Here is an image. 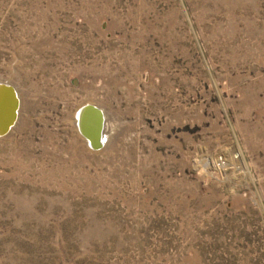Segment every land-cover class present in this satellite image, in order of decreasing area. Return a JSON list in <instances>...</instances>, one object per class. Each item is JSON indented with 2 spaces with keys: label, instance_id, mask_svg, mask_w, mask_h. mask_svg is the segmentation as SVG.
<instances>
[{
  "label": "rangeland",
  "instance_id": "1",
  "mask_svg": "<svg viewBox=\"0 0 264 264\" xmlns=\"http://www.w3.org/2000/svg\"><path fill=\"white\" fill-rule=\"evenodd\" d=\"M0 82V264H264V0H0Z\"/></svg>",
  "mask_w": 264,
  "mask_h": 264
},
{
  "label": "water",
  "instance_id": "2",
  "mask_svg": "<svg viewBox=\"0 0 264 264\" xmlns=\"http://www.w3.org/2000/svg\"><path fill=\"white\" fill-rule=\"evenodd\" d=\"M19 98L15 88L9 83L0 82V136L6 134L9 128L13 125L17 117ZM95 111H100L96 106H92ZM89 108L80 109L78 113V127L83 123V117L86 110ZM83 112V113H81ZM101 114L100 128L101 132L103 126V114ZM83 115V117H82ZM81 131V130H80ZM100 136V135H99Z\"/></svg>",
  "mask_w": 264,
  "mask_h": 264
},
{
  "label": "bare ground",
  "instance_id": "3",
  "mask_svg": "<svg viewBox=\"0 0 264 264\" xmlns=\"http://www.w3.org/2000/svg\"><path fill=\"white\" fill-rule=\"evenodd\" d=\"M17 92V91H16ZM17 96L19 98V94L17 93ZM20 101L18 104V110H17V117L13 125L9 128L8 132L12 129V127L17 123L18 120V115H19V108H20ZM92 106H85L84 109L89 108L86 110L84 113L83 117V123H81L79 130H81L82 135L86 138L87 143L92 147V148H99L102 145V139H103V126L101 132L99 131L100 128V120H101V114L102 110L99 109L100 111H95L94 109L91 108ZM83 113V112H81ZM103 114V113H102ZM103 116V115H102ZM104 117V116H103ZM7 132V133H8ZM6 133V134H7ZM100 135V136H99Z\"/></svg>",
  "mask_w": 264,
  "mask_h": 264
}]
</instances>
